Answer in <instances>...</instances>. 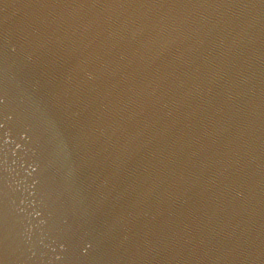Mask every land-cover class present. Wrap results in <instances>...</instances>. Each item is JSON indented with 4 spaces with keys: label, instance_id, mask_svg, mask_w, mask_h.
Here are the masks:
<instances>
[{
    "label": "water",
    "instance_id": "1",
    "mask_svg": "<svg viewBox=\"0 0 264 264\" xmlns=\"http://www.w3.org/2000/svg\"><path fill=\"white\" fill-rule=\"evenodd\" d=\"M0 264H264L262 0H0Z\"/></svg>",
    "mask_w": 264,
    "mask_h": 264
}]
</instances>
